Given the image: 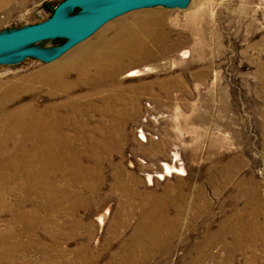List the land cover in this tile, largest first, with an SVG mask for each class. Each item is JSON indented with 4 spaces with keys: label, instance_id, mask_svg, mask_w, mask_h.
<instances>
[{
    "label": "rangeland",
    "instance_id": "obj_1",
    "mask_svg": "<svg viewBox=\"0 0 264 264\" xmlns=\"http://www.w3.org/2000/svg\"><path fill=\"white\" fill-rule=\"evenodd\" d=\"M13 1L0 33L64 0ZM20 116L0 141V264H264V0L139 9L55 61L0 64V125Z\"/></svg>",
    "mask_w": 264,
    "mask_h": 264
},
{
    "label": "water",
    "instance_id": "obj_2",
    "mask_svg": "<svg viewBox=\"0 0 264 264\" xmlns=\"http://www.w3.org/2000/svg\"><path fill=\"white\" fill-rule=\"evenodd\" d=\"M188 0H64L52 16L34 25L0 33V64L28 57L52 62L87 40L110 21L129 12L155 6H184ZM77 14H70L75 9ZM65 39L58 48L45 52L40 44Z\"/></svg>",
    "mask_w": 264,
    "mask_h": 264
},
{
    "label": "bare ground",
    "instance_id": "obj_3",
    "mask_svg": "<svg viewBox=\"0 0 264 264\" xmlns=\"http://www.w3.org/2000/svg\"><path fill=\"white\" fill-rule=\"evenodd\" d=\"M50 49L42 48V50L45 51V52L49 51ZM142 73H143L142 70L136 69V70H133L132 73L129 76L130 77H136V76H140ZM21 116L19 117L20 120L17 122V124H13L12 125V123L8 121V118H5V120H4L5 123L3 125H0V141L2 143L10 141L11 138H15L16 137L15 134H17V133L22 136V134H24L27 131L25 126H24V122H23ZM35 116H36V114H35ZM38 118H39L38 124L40 123V125L37 127V131H38V133L40 135L39 136L40 137V141L38 140L37 149L38 150L40 149V151H41V149H43L42 153H44L43 155H45V157H47V156L53 154V152L55 151V147L53 146V143H52L51 139H49V135H51L53 133L56 134L58 129H57V127H53L52 125H50L52 117H49L48 114L45 113L42 116H39ZM23 148H24L23 150L20 149L18 151L19 152L20 151L27 152L25 147H23ZM181 170L179 168L175 167V166L166 164V172H164V173L172 175L174 173H182ZM162 176L165 177V175H162ZM149 178H150V181L153 180L152 176H150ZM108 212L109 211H107L106 213H108ZM106 215L107 214L104 213V214L100 215V217H99L100 222H101L102 225L105 223Z\"/></svg>",
    "mask_w": 264,
    "mask_h": 264
},
{
    "label": "crops",
    "instance_id": "obj_4",
    "mask_svg": "<svg viewBox=\"0 0 264 264\" xmlns=\"http://www.w3.org/2000/svg\"><path fill=\"white\" fill-rule=\"evenodd\" d=\"M13 3V0H0V12L12 7Z\"/></svg>",
    "mask_w": 264,
    "mask_h": 264
},
{
    "label": "trees",
    "instance_id": "obj_5",
    "mask_svg": "<svg viewBox=\"0 0 264 264\" xmlns=\"http://www.w3.org/2000/svg\"><path fill=\"white\" fill-rule=\"evenodd\" d=\"M53 14V13H52Z\"/></svg>",
    "mask_w": 264,
    "mask_h": 264
}]
</instances>
